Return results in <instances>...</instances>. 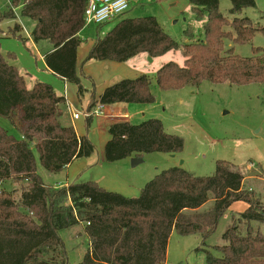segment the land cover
<instances>
[{
  "label": "trees",
  "instance_id": "trees-1",
  "mask_svg": "<svg viewBox=\"0 0 264 264\" xmlns=\"http://www.w3.org/2000/svg\"><path fill=\"white\" fill-rule=\"evenodd\" d=\"M198 19L204 22V38L180 42L173 38L154 15L126 17L104 35H98L86 60L127 61L146 52L150 57L163 56L180 49L183 64L165 62L154 76L162 90L198 86L204 80L244 85L264 82V47H253V54L241 56L233 43L250 42L264 26L249 16H238L256 0H231L229 13L220 9V0H189ZM87 0H10V7L0 17L20 14L36 21L32 30L35 42L49 41L53 50L45 54L47 67L77 85L78 95L88 90L77 70V52L83 43L84 9ZM229 26L230 29L226 27ZM12 34L21 30L17 22ZM184 33L192 38L188 26ZM26 42L27 38L18 34ZM0 35V117L16 130L0 124V264H70L61 231L84 224L89 248L76 264H165L169 239L180 235H201L205 264H264V199L254 189L243 187L244 174L224 159L216 161L210 175H195L181 166L158 172L141 189L139 196H125L104 188L95 180L68 185L48 184L39 173L41 166L60 173L77 158L87 157L96 146L87 134L78 136L65 107V97L44 81L29 88L25 75L11 60L16 56L1 51ZM153 78L140 74L123 78L107 86L96 101L104 105L154 103ZM93 117L86 118L87 132ZM110 138L104 146L107 161L113 162L146 153H178L184 138L166 130L159 118L140 123L112 121ZM8 180L23 184L19 198L8 191ZM212 201V205L205 206ZM237 201L248 206L223 232L224 244L213 246L221 254L206 248V239ZM209 246V245H208Z\"/></svg>",
  "mask_w": 264,
  "mask_h": 264
},
{
  "label": "rangeland",
  "instance_id": "rangeland-1",
  "mask_svg": "<svg viewBox=\"0 0 264 264\" xmlns=\"http://www.w3.org/2000/svg\"><path fill=\"white\" fill-rule=\"evenodd\" d=\"M231 6V0H220L221 11L228 15L230 19L234 16L229 13ZM9 7L10 0H0V17ZM20 10V6L14 8L16 18L0 20V35L2 36L1 51L5 55L8 53L14 54L16 58L11 61L22 68V72L25 75H28V73L36 74L40 69L44 74L42 76H46L48 73L46 70H43L40 52L37 50L42 49V45L35 48L31 42L27 43L18 38V34L17 36L13 35V27H9L11 25L14 26L18 22L21 25V36L28 37L24 27L30 32V25L33 23V19L27 17V20H25L21 16ZM146 15H154L159 19L164 29L180 42L196 41L204 38V22L207 16L205 15L203 19H198L192 10V4L189 0H142L140 5L133 7L119 19L103 25L95 23L86 25L81 31V37L83 39V43L79 48L81 49V53L83 50L89 47L91 48L96 37L98 35H104L119 20L125 17ZM245 15L252 18L255 24L264 26V0H256L255 6L247 7L242 13L238 14V16ZM188 26H191L194 31L192 38L184 33ZM226 28L230 29L229 26ZM27 39L30 40L31 38L28 37ZM226 46H233L234 52L241 56H250L253 54V47H264V32L257 31L254 38L248 43L239 44L227 40ZM86 57L87 55L84 57L80 56L79 69L88 75V80H90L89 76H92L91 82L95 79L98 81V75L101 72L99 61L86 60ZM170 60H175L183 64L184 56L182 51L180 49L172 50L163 56L155 57V60L152 62L148 61L145 63L143 69L144 74H149L151 77L154 76L155 72L165 62ZM51 76L52 74H48L46 78L50 79ZM41 81L50 83L46 80ZM153 85H157L154 78ZM193 87L184 88L178 92L159 93L157 90L154 92L156 100H162L160 109L165 120L159 117L155 118L161 119L164 121L163 123L166 122L165 125L168 127V130L165 128L168 132L178 134L184 138L185 144L183 150L178 152L175 157L165 152L146 153L143 161L135 167H132V161H130L132 168L130 166L127 168L123 164L114 163L116 161H107L104 166L108 168L105 171L108 176L109 166H115V169L118 171V176L124 180L131 181L132 195L119 191L115 192L130 197L139 196L142 187L149 180L161 170L171 166H181L195 175H210L216 170V161L224 159L231 161L233 169L239 170L244 174L243 187L246 189H254L255 196L263 200L264 82L237 85L230 82L215 83L204 80L198 86ZM157 89H159L158 86ZM82 117L83 120L81 123L84 126L85 134L91 139V132L92 130L94 131V127H90L87 132V117ZM11 130L16 133L15 128L11 127ZM107 136L108 133L103 132L101 128L98 129L99 139L95 140L93 138L96 151L98 150L100 139H104ZM34 152L38 162L39 173L48 184H52V180L58 179L59 175L64 176L65 172L59 174L44 169L40 164L38 153L36 151ZM109 163L112 164L109 165ZM130 170L133 173L132 178L126 175V173H131ZM136 176L138 178L134 179ZM23 184H27V181L17 182L8 180L4 183V187L8 191L15 190L14 194L19 198ZM212 203L210 201L205 207L208 208ZM236 210L237 205H233L231 210L228 209L224 217L220 220L216 231L206 239L209 246L204 247L211 249L218 255L221 254L213 246L224 244L225 241L222 238L223 232L232 223V215L234 214L236 216L239 214ZM262 229L264 231V224L262 225ZM172 234V238L170 237V253L168 254L166 264H205L204 252L196 250V247L200 246L197 243V236H183L176 231ZM61 236L64 239L70 264L79 263L90 246L84 231V224H77L62 230Z\"/></svg>",
  "mask_w": 264,
  "mask_h": 264
},
{
  "label": "crops",
  "instance_id": "crops-1",
  "mask_svg": "<svg viewBox=\"0 0 264 264\" xmlns=\"http://www.w3.org/2000/svg\"><path fill=\"white\" fill-rule=\"evenodd\" d=\"M207 16V15H206ZM126 18V17H125ZM25 20H27V17H24ZM159 20V19H158ZM33 23L30 25V33H32V30L34 29L36 25V21H32ZM160 22V21H159ZM17 23V22H16ZM21 24L24 25L23 22ZM1 26V24H0ZM9 27H13L12 25ZM22 31L20 30L17 34H21ZM81 35V34H80ZM28 38V37H24ZM31 39H27L26 42L30 43L36 48L39 47V45H42V49H37L40 52V59L42 60V67L43 70L48 73L52 74L51 78L48 79L46 76H42V72L40 69L37 71V73L25 75L22 72V68L19 69L22 74L25 75V79L27 82V86L31 88L36 81H41V80H46L51 83V85L54 87L56 93L58 95L67 97L73 105L81 111H86L88 104L92 98L94 100H98L101 93L104 91V89L109 86L110 84H113L123 78H133L136 76H139L140 74L145 73L144 72V66L145 63L148 61L152 62L155 60V57H152L150 60V56L146 52L139 53L127 61L123 62H118L114 60H97L99 61V64L101 66V72L98 75V81L95 79L93 82L92 81V76H89L88 80L87 77L88 75L85 74V72H82L79 69V64H80V56L84 57L88 54L90 49L83 50L81 53V49L78 48L77 52V70L79 74L81 75V79L85 87L88 89L85 94L83 95L82 98L79 97L78 95V88L77 85L65 80L64 78L60 77L59 75L55 74L52 70H50L47 67V64L45 62V54L53 50V45L46 40H42L40 42H35L32 37ZM94 43V42H93ZM44 54V55H42ZM146 54V55H142ZM148 56V57H147ZM156 74V72H155ZM154 74V76H155ZM44 75V74H43ZM152 76V78H154ZM155 80V79H154ZM96 81V82H95ZM153 81V80H152ZM159 88V87H158ZM184 88H194L193 86H186ZM184 88L181 89H174V90H162V89H157V85H153L152 83V91L156 92L157 90L159 93L164 92V93H170V92H178ZM158 93V94H159ZM161 106H162V100H156L154 103H126V102H121V103H116V104H108L104 106V113L102 115H99L97 117H93L92 121V126L94 127V131L92 130L91 134V140L94 142V139H99L98 137V129H102L103 132L108 133V136L106 138H101L100 142L98 144V150L95 151L93 154L87 157H81L75 159L73 162H71L67 168L63 171H61L59 174H62L65 172L64 176L59 175L58 179L52 180V185H68L69 183L72 182H83V181H88V180H95L99 182L101 186L106 188L107 190L110 191H119L124 194L132 195L131 192V181H128L127 179H123L122 177L118 176V171L115 169V166H109V176L106 174L105 171H107L108 168H105L104 164L107 163V159L105 158L104 154V146L107 142V140L110 138V133L108 131V126L112 121L118 120V121H130L133 123H140L146 119L149 118H154V117H159L162 120H165L164 116L161 114ZM85 118V117H84ZM69 119L71 120L72 124L74 125L76 132L78 136H83L85 135L84 131V126L82 125L81 121L83 120V117L73 120L71 115L69 114ZM85 120V119H84ZM164 122V121H163ZM166 123V122H165ZM164 123V125H165ZM0 124L3 125L5 128H7L10 132H13L11 130V127H13L6 119L0 117ZM165 127L168 130V127L165 125ZM14 128V127H13ZM80 128V130H79ZM16 131V130H15ZM14 133V132H13ZM94 138V139H93ZM172 154V157H175L178 153H170ZM135 157V155L131 157H127L124 159H121L120 161H116L114 163L116 164H123L125 167L130 166V161L132 158ZM144 156L142 157L143 161ZM120 162H125V163H120ZM112 163H109L111 165ZM131 167V166H130ZM132 167H135L132 165ZM131 167V168H132ZM131 172V170H130ZM156 173V172H154ZM58 175V174H57ZM129 177H133V173H126ZM138 178L137 176L134 178ZM134 195V194H133ZM239 204V205H238ZM233 205H237V210L238 212L243 211L248 204L244 201H237L232 204V206L229 208H233ZM173 235V234H172ZM191 236V235H190ZM194 236H197V243L198 245L202 244V237L199 234H194ZM172 238V236H171ZM171 238L169 239V244H168V252H167V257L168 254L170 253V241ZM166 264V263H165Z\"/></svg>",
  "mask_w": 264,
  "mask_h": 264
},
{
  "label": "built area",
  "instance_id": "built-area-1",
  "mask_svg": "<svg viewBox=\"0 0 264 264\" xmlns=\"http://www.w3.org/2000/svg\"><path fill=\"white\" fill-rule=\"evenodd\" d=\"M141 1L142 0H87L83 13L85 26L92 23L103 25L115 19H119L133 7L140 5ZM24 30L27 36L31 37L32 33L30 34L25 27ZM104 106L103 103L99 102L93 108L81 111L65 97V107L73 120H77L82 116L94 117L102 115L104 113Z\"/></svg>",
  "mask_w": 264,
  "mask_h": 264
},
{
  "label": "water",
  "instance_id": "water-1",
  "mask_svg": "<svg viewBox=\"0 0 264 264\" xmlns=\"http://www.w3.org/2000/svg\"><path fill=\"white\" fill-rule=\"evenodd\" d=\"M152 59V57H150V60ZM132 165L133 166H136L137 164L141 163L142 162V158H139V157H133L132 158Z\"/></svg>",
  "mask_w": 264,
  "mask_h": 264
}]
</instances>
